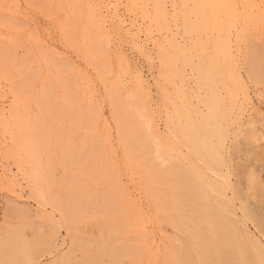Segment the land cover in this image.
I'll return each mask as SVG.
<instances>
[{
	"label": "rangeland",
	"instance_id": "1",
	"mask_svg": "<svg viewBox=\"0 0 264 264\" xmlns=\"http://www.w3.org/2000/svg\"><path fill=\"white\" fill-rule=\"evenodd\" d=\"M0 264H264V0H0Z\"/></svg>",
	"mask_w": 264,
	"mask_h": 264
},
{
	"label": "bare ground",
	"instance_id": "2",
	"mask_svg": "<svg viewBox=\"0 0 264 264\" xmlns=\"http://www.w3.org/2000/svg\"><path fill=\"white\" fill-rule=\"evenodd\" d=\"M46 6V5H45Z\"/></svg>",
	"mask_w": 264,
	"mask_h": 264
}]
</instances>
